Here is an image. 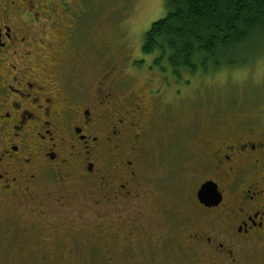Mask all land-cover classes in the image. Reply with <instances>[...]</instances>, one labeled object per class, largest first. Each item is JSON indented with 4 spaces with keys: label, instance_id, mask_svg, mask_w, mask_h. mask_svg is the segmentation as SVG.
Masks as SVG:
<instances>
[{
    "label": "flooded vegetation",
    "instance_id": "flooded-vegetation-1",
    "mask_svg": "<svg viewBox=\"0 0 264 264\" xmlns=\"http://www.w3.org/2000/svg\"><path fill=\"white\" fill-rule=\"evenodd\" d=\"M57 1L0 0V263L86 255L106 264H264V109L215 116L188 168L197 183L174 192L177 210L170 176L151 174L145 161L163 130L162 84L146 79L133 90L131 74L151 66L128 60L87 85L73 24L54 42L44 35L54 10H66ZM204 183L211 188L199 194Z\"/></svg>",
    "mask_w": 264,
    "mask_h": 264
},
{
    "label": "rangeland",
    "instance_id": "rangeland-1",
    "mask_svg": "<svg viewBox=\"0 0 264 264\" xmlns=\"http://www.w3.org/2000/svg\"><path fill=\"white\" fill-rule=\"evenodd\" d=\"M47 1L53 6L58 4L57 0ZM165 4L166 0H67L65 11L57 8L51 19L45 21L44 35L50 43L54 42L65 27L73 24L76 71L87 85L95 84L114 64L125 68L127 61L132 60L140 70L151 66L138 75L131 74L129 85L141 93L147 85L146 79L153 81L147 85L150 88L162 84L158 94L165 96L163 130L153 136V146L146 153L145 161L151 174L165 172L170 176L172 204L180 210L174 192L179 188L183 190L179 193L186 195L197 183V176L188 168L198 162L207 133L217 124L215 116H255L264 109V39H255L250 45L255 53L247 54V61L240 67H223L206 74L189 75L186 71L174 74L166 60L157 67L151 62L153 55L141 52L144 33L151 23L166 15ZM73 10L76 17L71 20L68 13ZM84 245H80L81 252L88 253ZM85 256L50 259L45 264H106L96 256L92 259ZM39 263L27 260L7 264ZM112 264L124 262L114 259Z\"/></svg>",
    "mask_w": 264,
    "mask_h": 264
},
{
    "label": "trees",
    "instance_id": "trees-1",
    "mask_svg": "<svg viewBox=\"0 0 264 264\" xmlns=\"http://www.w3.org/2000/svg\"><path fill=\"white\" fill-rule=\"evenodd\" d=\"M166 15L144 33L141 52L172 73L240 67L264 39V0H166ZM212 68V69H210Z\"/></svg>",
    "mask_w": 264,
    "mask_h": 264
},
{
    "label": "water",
    "instance_id": "water-1",
    "mask_svg": "<svg viewBox=\"0 0 264 264\" xmlns=\"http://www.w3.org/2000/svg\"><path fill=\"white\" fill-rule=\"evenodd\" d=\"M211 188L209 183H204L201 187H200V191L199 194L204 193L205 191H208Z\"/></svg>",
    "mask_w": 264,
    "mask_h": 264
}]
</instances>
